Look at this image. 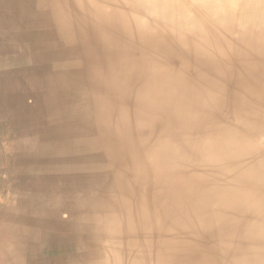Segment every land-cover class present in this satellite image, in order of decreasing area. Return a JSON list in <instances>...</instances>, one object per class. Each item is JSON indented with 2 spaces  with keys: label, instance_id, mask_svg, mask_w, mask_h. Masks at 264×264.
Masks as SVG:
<instances>
[{
  "label": "bare ground",
  "instance_id": "bare-ground-1",
  "mask_svg": "<svg viewBox=\"0 0 264 264\" xmlns=\"http://www.w3.org/2000/svg\"><path fill=\"white\" fill-rule=\"evenodd\" d=\"M24 5L33 46L63 60L34 93L72 106L44 113L42 150L12 152L9 171L0 154V188L29 183L0 196V264H83L77 230L59 255L79 195L93 198L85 264H264V0ZM68 155L86 196L46 165Z\"/></svg>",
  "mask_w": 264,
  "mask_h": 264
},
{
  "label": "rangeland",
  "instance_id": "rangeland-1",
  "mask_svg": "<svg viewBox=\"0 0 264 264\" xmlns=\"http://www.w3.org/2000/svg\"><path fill=\"white\" fill-rule=\"evenodd\" d=\"M26 1L0 0V32L6 34L4 39H0V154L8 171L14 163V159L11 156L12 152L23 150L28 155H34L37 151L42 150L44 139L36 131L41 129L43 134L47 132L46 126L42 122H47L48 115L43 120L44 113L48 114L52 110L63 109V107L65 109L68 106H72V101L69 99L58 98L54 94L48 95L45 87L42 91L40 85L37 87V93H34L36 90L33 81L37 79L38 73L42 71L43 75L47 76L50 71L60 69L63 60L62 58L50 59L46 57L47 54H44V51L37 44L33 46L27 35L34 27L29 23L30 18L27 16L28 13L24 5ZM31 93L34 94L32 95ZM24 105H29V108L24 110ZM23 119L24 122H27L24 126L21 124ZM50 149H54L52 144L49 146ZM65 157L68 164L59 165L56 161L50 162L47 160L46 165L49 167L50 173L57 175V173L64 172L63 182L77 183L75 187L81 190L83 196H86L90 193L88 185L94 181L88 177L87 173L81 174L79 168L76 172L72 171L74 167L70 164L71 155ZM29 167V163H27L21 168L26 176L29 172ZM49 179L57 178L51 174ZM7 184H10L7 190L5 188L6 185L4 189L0 188V196L2 197L6 195V192L9 195L18 196L22 189H27L29 186V183L22 176L18 177L14 183ZM33 186L36 187L32 183ZM21 196L23 197L24 194ZM39 198L40 201H45L48 196L44 192ZM79 198L81 199H78L77 203V208H79L77 210L80 212L79 219L77 218L78 221L73 220L76 219L73 216L76 214L73 208L74 204L76 205L75 200L73 201L74 204L70 203L72 205L71 209L63 207L61 219L66 222V226H70V222L78 224L77 227L71 229L68 227L64 228V231L61 232L59 242L61 248H64L65 251L59 249V255L63 260L66 259V245L62 242L71 238V243L74 245V238L71 236L75 237L77 230L78 249L81 251L82 263L85 264L92 258L91 246L95 243L91 236L92 234L90 235L84 228L87 221V210L90 207L89 203L92 202L93 198L91 200L90 198L83 200L81 195H79ZM28 201L26 200V202ZM44 229L47 230L46 228ZM47 233L44 230H39L37 241L39 242L40 239L44 241V236H47ZM78 249L74 251L75 254L80 252Z\"/></svg>",
  "mask_w": 264,
  "mask_h": 264
}]
</instances>
